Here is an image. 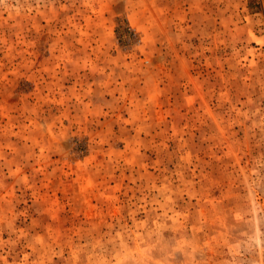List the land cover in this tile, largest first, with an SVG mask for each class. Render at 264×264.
Wrapping results in <instances>:
<instances>
[{"label": "rangeland", "instance_id": "rangeland-1", "mask_svg": "<svg viewBox=\"0 0 264 264\" xmlns=\"http://www.w3.org/2000/svg\"><path fill=\"white\" fill-rule=\"evenodd\" d=\"M0 264H264V0H0Z\"/></svg>", "mask_w": 264, "mask_h": 264}]
</instances>
